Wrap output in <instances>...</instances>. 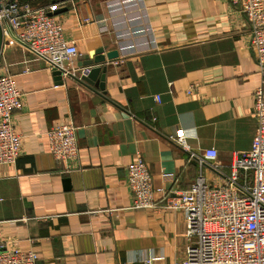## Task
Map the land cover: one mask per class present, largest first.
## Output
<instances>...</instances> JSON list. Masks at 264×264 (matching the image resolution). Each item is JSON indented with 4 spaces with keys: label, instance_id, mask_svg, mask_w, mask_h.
<instances>
[{
    "label": "crops",
    "instance_id": "1",
    "mask_svg": "<svg viewBox=\"0 0 264 264\" xmlns=\"http://www.w3.org/2000/svg\"><path fill=\"white\" fill-rule=\"evenodd\" d=\"M23 1L56 5L53 16L78 51L64 68L104 56L105 70L96 84L55 80L5 29L0 69L23 105L13 113L21 154L0 164V240L35 250L36 264H184L185 218L166 197L200 173L218 181L189 152L213 149L228 164L249 150L256 128L253 94L264 92V74L244 14L227 0ZM67 122L78 154L54 160L46 130ZM138 158L157 207H130L126 167Z\"/></svg>",
    "mask_w": 264,
    "mask_h": 264
},
{
    "label": "built area",
    "instance_id": "2",
    "mask_svg": "<svg viewBox=\"0 0 264 264\" xmlns=\"http://www.w3.org/2000/svg\"><path fill=\"white\" fill-rule=\"evenodd\" d=\"M244 14L249 29V45L255 64L264 74V0H227ZM55 4L33 6L23 0H3L0 24L19 43L43 58L52 69L75 78L90 67L66 69L64 62L77 55L74 40L64 36L61 22L52 13ZM0 164L13 165L21 154L22 135L13 122V113L22 107V93L5 69H0ZM187 94L192 90L188 89ZM256 128L249 150L234 152L228 164L216 160V151L189 152L201 167L218 176L210 183L200 173L186 190L167 195L165 205L183 213L187 239L184 264H264V92L253 94ZM54 160L72 161L78 154L76 126L56 124L46 130ZM173 140L184 145L179 135ZM227 167V171H225ZM130 207H157L152 176L138 158L126 167ZM0 240V264H36L35 250L22 251Z\"/></svg>",
    "mask_w": 264,
    "mask_h": 264
},
{
    "label": "water",
    "instance_id": "3",
    "mask_svg": "<svg viewBox=\"0 0 264 264\" xmlns=\"http://www.w3.org/2000/svg\"><path fill=\"white\" fill-rule=\"evenodd\" d=\"M3 0H0V6H1V2ZM56 13V11H53L52 13H50L51 15H54ZM2 43H3V31H2V27L0 24V52H1V47H2ZM101 50L97 51L100 52ZM112 56H115L114 53H109L107 54V57L110 58ZM104 61V56H96L94 57L93 60H88L82 63V65H79L78 67H82V66H89L90 70L86 75L80 76V78H75L70 74H67L68 78L74 79L80 83H88V84H93L94 80H96V76L97 73L101 70L104 71L105 67L104 66H98L99 63ZM53 75H54V79L57 80L59 79V77L62 76V72L63 70H58V69H53L52 70ZM96 84V83H94ZM101 86V85H100Z\"/></svg>",
    "mask_w": 264,
    "mask_h": 264
}]
</instances>
